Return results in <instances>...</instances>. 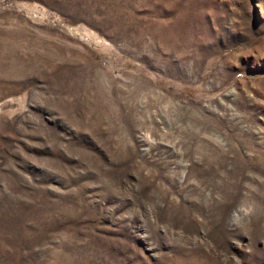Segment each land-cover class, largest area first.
Listing matches in <instances>:
<instances>
[{
    "label": "rangeland",
    "instance_id": "374dc122",
    "mask_svg": "<svg viewBox=\"0 0 264 264\" xmlns=\"http://www.w3.org/2000/svg\"><path fill=\"white\" fill-rule=\"evenodd\" d=\"M0 264H264V0H0Z\"/></svg>",
    "mask_w": 264,
    "mask_h": 264
}]
</instances>
